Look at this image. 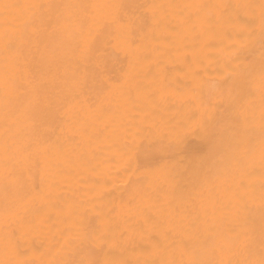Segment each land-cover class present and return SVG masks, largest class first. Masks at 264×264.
<instances>
[{
    "label": "bare ground",
    "instance_id": "obj_1",
    "mask_svg": "<svg viewBox=\"0 0 264 264\" xmlns=\"http://www.w3.org/2000/svg\"><path fill=\"white\" fill-rule=\"evenodd\" d=\"M0 264H264V0H0Z\"/></svg>",
    "mask_w": 264,
    "mask_h": 264
}]
</instances>
